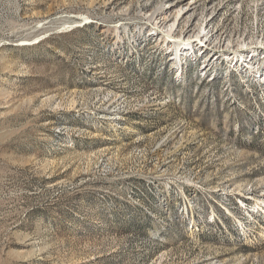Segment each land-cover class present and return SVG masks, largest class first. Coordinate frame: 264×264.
I'll use <instances>...</instances> for the list:
<instances>
[{"label":"rangeland","instance_id":"rangeland-1","mask_svg":"<svg viewBox=\"0 0 264 264\" xmlns=\"http://www.w3.org/2000/svg\"><path fill=\"white\" fill-rule=\"evenodd\" d=\"M163 3L0 0V264H264V0Z\"/></svg>","mask_w":264,"mask_h":264},{"label":"bare ground","instance_id":"bare-ground-1","mask_svg":"<svg viewBox=\"0 0 264 264\" xmlns=\"http://www.w3.org/2000/svg\"><path fill=\"white\" fill-rule=\"evenodd\" d=\"M180 0H164V3L161 5V7L157 10L158 13H161L163 10H166L168 8L174 7L179 3ZM159 7V6H158ZM174 39V38H173ZM176 42H178V45L184 44V45H191L193 46V42L197 41V39H185V40H177L174 39ZM200 42H203V39H200ZM182 49L178 48V52L181 51ZM180 53V52H179Z\"/></svg>","mask_w":264,"mask_h":264}]
</instances>
